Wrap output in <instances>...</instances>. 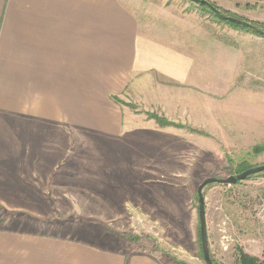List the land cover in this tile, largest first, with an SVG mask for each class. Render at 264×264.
Instances as JSON below:
<instances>
[{
	"label": "rangeland",
	"instance_id": "1",
	"mask_svg": "<svg viewBox=\"0 0 264 264\" xmlns=\"http://www.w3.org/2000/svg\"><path fill=\"white\" fill-rule=\"evenodd\" d=\"M117 1L126 43L106 39L110 60L89 71L86 125L0 116V151L55 168L33 185L0 181V228L88 232L162 264H206L199 185L264 164V35L191 0ZM208 1L264 30V0ZM143 36L137 61L129 50ZM204 195L214 263L241 264V249L264 261V171Z\"/></svg>",
	"mask_w": 264,
	"mask_h": 264
},
{
	"label": "crops",
	"instance_id": "2",
	"mask_svg": "<svg viewBox=\"0 0 264 264\" xmlns=\"http://www.w3.org/2000/svg\"><path fill=\"white\" fill-rule=\"evenodd\" d=\"M116 5L119 13L117 0H0V116L5 117L2 119L22 120L21 123L24 120V124L42 121L86 125L89 71L103 67V59L110 60L106 39L126 43L123 19L115 21L113 15ZM129 22L128 28H135L138 21L132 18ZM134 37L131 41L135 45ZM146 38L140 37L137 48H130L133 59L137 56L138 61L145 55ZM89 55L95 59H89ZM89 61L95 66L89 65ZM171 69L175 70L171 72L173 77L180 74L178 64ZM4 151H0L1 182L33 185L34 174L54 173L55 168L23 165L26 151L22 155L15 151L14 156ZM9 157H21L20 165ZM5 174L13 179H7ZM83 235L78 238L64 232L1 227L0 264H162L149 254L97 244L88 239L92 234Z\"/></svg>",
	"mask_w": 264,
	"mask_h": 264
},
{
	"label": "water",
	"instance_id": "3",
	"mask_svg": "<svg viewBox=\"0 0 264 264\" xmlns=\"http://www.w3.org/2000/svg\"><path fill=\"white\" fill-rule=\"evenodd\" d=\"M191 1L198 3L202 7L204 6L209 7L216 15H218L223 20L230 21L235 24H239V25H242L248 28L255 29L258 33L264 34V30L256 28L251 22L224 14L218 8H216L212 3H210L208 0H191ZM262 171H264V164L246 169L245 171L237 175H231L227 178L209 177L205 179L199 185L198 187L199 199L198 200H199L200 241H201L203 258L206 264H215V263L211 257L210 247H209L208 229H207V221H206V209H205V195H204L205 187L208 184L216 183V182L225 183V184H235L238 181L244 180L248 178L249 176L262 172Z\"/></svg>",
	"mask_w": 264,
	"mask_h": 264
},
{
	"label": "trees",
	"instance_id": "4",
	"mask_svg": "<svg viewBox=\"0 0 264 264\" xmlns=\"http://www.w3.org/2000/svg\"><path fill=\"white\" fill-rule=\"evenodd\" d=\"M212 11V10H211ZM213 12V11H212ZM214 13V12H213ZM215 14V13H214ZM218 16V15H217ZM220 18V17H219ZM222 19V18H221ZM238 26H240V25H238ZM260 34V33H259ZM264 35V34H263ZM119 102H121V103H124V101H119ZM127 105H129L128 103H127ZM263 148H264V146L263 147H261V146H257V147H255V149L257 150V151H261V149L263 150ZM240 262H241V264H264V261H261V260H259V259H257L256 257H254V256H252V255H250V254H248V253H246V252H244L242 249L240 250Z\"/></svg>",
	"mask_w": 264,
	"mask_h": 264
}]
</instances>
